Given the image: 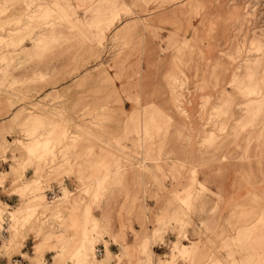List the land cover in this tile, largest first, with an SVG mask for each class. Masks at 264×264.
<instances>
[{"label":"rangeland","instance_id":"374dc122","mask_svg":"<svg viewBox=\"0 0 264 264\" xmlns=\"http://www.w3.org/2000/svg\"><path fill=\"white\" fill-rule=\"evenodd\" d=\"M24 3L0 2V35L9 34L0 37V96L22 103L12 132L0 124V163L23 187L17 205L0 203V230L9 226L0 256L20 254L33 231L38 239L26 251L34 243L38 254L57 250L34 264H82L87 256L96 264L97 245L107 243L102 209L109 222L117 212L144 213L142 199L122 197L127 175L151 177L159 191L173 175L184 191L170 194L171 209L144 240L152 264L151 239L172 231L194 241L189 228L206 189L200 167L223 174L225 163H253L264 177V0ZM16 35L30 49L11 44ZM28 167L35 171L27 178ZM253 200L234 215L232 239L216 231L213 252L203 255L198 233L190 246L170 242L164 258L264 264V195Z\"/></svg>","mask_w":264,"mask_h":264},{"label":"crops","instance_id":"0c3cea01","mask_svg":"<svg viewBox=\"0 0 264 264\" xmlns=\"http://www.w3.org/2000/svg\"><path fill=\"white\" fill-rule=\"evenodd\" d=\"M5 1L6 0H0L2 3H5ZM24 1L25 0H21V9L25 6ZM9 31H12V29ZM20 31H22V28ZM0 37L7 40L9 34L0 35ZM16 37L17 35L10 39L11 44L23 45V49H30L29 45H24L26 40L25 37L18 39H16ZM35 40L37 44L40 39L37 38ZM0 46H2V44ZM3 58L4 56H2V59ZM65 84L66 83H59L58 85ZM17 100L18 97L0 96V124H4L7 132H12L13 124L10 120H12L14 114L17 112V108L22 105V103H17ZM131 105L132 102L130 100L125 101V109H127L128 106L131 107ZM8 137H13V135L8 134ZM252 164L253 163H225L224 165L230 168L223 174L218 173L220 169H217L218 167L216 166L213 168L200 167L198 180L206 186V189L204 191L200 189V192L202 191L203 193L201 192L200 195H197L200 197V203L196 204V207L198 209L200 208V217L194 216L192 218L194 226L189 228L190 236L194 241L189 240L188 235H186V239L183 240L181 236L175 235L172 231L166 234L164 233L162 235V241L157 242L155 239H151L149 254L153 260L152 264H188L181 260V258L184 257L179 256V258L175 260L173 258H164V256L168 253L167 251L171 246L170 242L175 245V243L182 241L185 245L190 246L192 243L198 242V233L200 234V247L202 244H207V248L200 249L203 255L210 250L213 252L216 246L221 245V242L214 237L216 231L228 230L229 240L232 239L233 236L231 231L234 228L233 224L237 221L234 215L241 212L243 208L249 205L251 206V202H254V198L264 195V177L254 172L251 168ZM4 167L7 166L0 163V203H6L11 207L19 203L21 198L18 191L21 192L20 189L22 190L23 187L14 182L12 176L4 177L5 172L1 170ZM34 171V167H28L25 171V176L27 178L34 176ZM6 173L11 174V171L7 170ZM124 181L126 188L123 191L122 197L142 199L144 213L133 211L128 216L129 213L125 212L121 217L119 215L120 213L117 212L116 221L109 222V211L102 209L100 219L102 228L105 230L103 240L107 243L103 242L97 245V247H103V253L97 255L98 260L96 264H146L148 258L146 254L142 252L146 236H152L153 229L157 227L156 221L158 216H164L165 213H168L171 209L168 206L170 194L175 195V192L182 194L184 191V189L179 186L178 181L173 178V175H170L168 180L163 182L167 189L164 191H159L154 184V179L146 177V175L138 176L131 172ZM66 184L69 189L74 188L72 180H67ZM187 185L189 184L187 183ZM54 186L55 188H59L58 185ZM17 189L18 191H16ZM118 194L121 196L120 190H118ZM158 228H160V226ZM238 228H247V224L238 225ZM172 237H174V239H172ZM37 239L36 233L33 231L28 232V236L22 241L23 248L19 249L21 253L15 254L12 259L9 258L7 253H4L0 256V264H19L14 261V258H21L22 264H34V260L39 258L42 259V256H54L57 253V250H47L46 252L38 254L37 246L40 245V243H34L33 251L30 254L26 251L24 246L26 243L31 242V240L36 241ZM187 240L191 241V243H186L185 241ZM223 257L225 258L226 255L223 254ZM227 260L231 261V259ZM205 261L206 260L200 259V264H205Z\"/></svg>","mask_w":264,"mask_h":264},{"label":"built area","instance_id":"2783aa9c","mask_svg":"<svg viewBox=\"0 0 264 264\" xmlns=\"http://www.w3.org/2000/svg\"><path fill=\"white\" fill-rule=\"evenodd\" d=\"M47 192L51 199H55L57 197L59 190H57V188H54V189H49ZM8 235H9V226L6 223H4L3 228L0 230V245H2L4 239H6ZM96 253L97 255H101L103 253V247L98 246L96 249ZM14 261L18 262L19 264H22L21 258L19 259L14 258Z\"/></svg>","mask_w":264,"mask_h":264},{"label":"bare ground","instance_id":"6f19581e","mask_svg":"<svg viewBox=\"0 0 264 264\" xmlns=\"http://www.w3.org/2000/svg\"><path fill=\"white\" fill-rule=\"evenodd\" d=\"M94 258L98 259L96 251L94 252ZM92 261H93V258L87 256V257L83 258V263L82 264H94Z\"/></svg>","mask_w":264,"mask_h":264}]
</instances>
